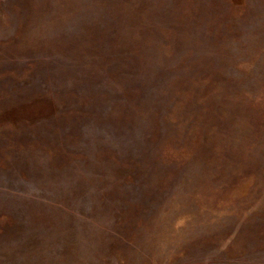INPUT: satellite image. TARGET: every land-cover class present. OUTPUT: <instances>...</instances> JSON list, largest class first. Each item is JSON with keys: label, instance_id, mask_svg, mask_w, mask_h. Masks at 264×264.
I'll use <instances>...</instances> for the list:
<instances>
[{"label": "rangeland", "instance_id": "1", "mask_svg": "<svg viewBox=\"0 0 264 264\" xmlns=\"http://www.w3.org/2000/svg\"><path fill=\"white\" fill-rule=\"evenodd\" d=\"M108 8L0 0V264H264V0Z\"/></svg>", "mask_w": 264, "mask_h": 264}, {"label": "trees", "instance_id": "2", "mask_svg": "<svg viewBox=\"0 0 264 264\" xmlns=\"http://www.w3.org/2000/svg\"><path fill=\"white\" fill-rule=\"evenodd\" d=\"M98 1V0H97ZM104 2L105 6L109 7V15L106 19V24L104 26H101L100 29L102 33L98 34L95 30L90 35L92 38L97 42L98 40H102L104 37V40L107 42L109 38L108 32L110 31L114 35L123 34L121 37H118L116 41L118 42L120 40V43H122V37H127L130 43L133 45L134 37L128 34V28L131 24V20L137 17V12L135 10L136 4L140 3L142 0H101ZM235 3L241 4L242 0H233ZM103 35V36H102ZM101 36V37H99ZM122 38V39H121ZM122 53L126 54V52L122 51ZM125 58L123 54L119 57ZM119 59V60H120ZM126 59V58H125ZM121 68L125 66H134L133 62H131L129 59L119 61ZM126 62V63H125ZM123 65V66H122ZM126 69L122 68V70L119 71V74H127L125 73ZM263 103V102H262ZM11 107V105L9 106ZM53 101L49 99L39 98V99H32L29 103H22L15 105L14 107L9 108L8 112L2 113L1 117L3 120L9 119L12 120L15 125L21 124L20 122H30L34 123L37 122L38 119H41V117L46 116L50 112L53 111ZM0 119L2 120V118Z\"/></svg>", "mask_w": 264, "mask_h": 264}]
</instances>
